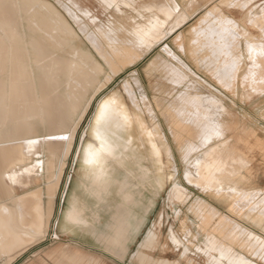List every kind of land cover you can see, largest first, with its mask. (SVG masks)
<instances>
[{
	"label": "bare ground",
	"instance_id": "6f19581e",
	"mask_svg": "<svg viewBox=\"0 0 264 264\" xmlns=\"http://www.w3.org/2000/svg\"><path fill=\"white\" fill-rule=\"evenodd\" d=\"M56 1L76 23L77 31L82 37L84 35V39V33L92 31L95 34L97 37L95 45L89 44L99 59H94L93 54L87 52L90 50L84 45L85 41L80 40L79 47L81 53L86 54L84 60L89 63V69L79 75L77 67H68L66 63L60 72L58 88L55 78L54 84L49 85V91L44 93L37 86V91H27L17 97L26 105L42 103L44 105L42 108L37 109L33 106L18 108L14 113L16 116L12 118L18 120L16 123H6L4 117L2 118L0 135V148L3 151L0 156V253L4 256L7 252L8 256L9 251L13 252H10L8 259H4L7 260L5 261L7 264H11L18 255L25 252L35 241L37 242L38 238L46 235L47 231L40 229L43 228V219L46 216L50 217L47 213L44 216V208L49 213L53 207H51V202L59 185L64 161L70 151L75 131L95 96L107 86L114 76L136 63L154 45L171 34L174 31L173 26L170 25L172 22L180 23L189 19L195 13L194 6L197 3V0H148L140 4L141 10L144 9L142 11L152 13L147 16L136 8L137 0H95L104 9L112 10L111 14L103 21L91 8L83 4V0ZM225 1H220L218 5L225 4ZM53 2L52 0H0V9H3L0 12V27L5 30L7 36L12 34V28L16 29L14 35L20 36L22 27L28 28V24L37 25L43 19L47 23L52 21L59 23L70 35L69 39L73 38L75 33L72 26L74 24L69 23L67 20L69 17L66 18L67 16L65 17ZM31 5H33V10H30L29 18H27L26 12ZM123 7H130L140 18L136 19V16L125 14ZM187 9L191 11L188 12ZM176 13H179L177 14L179 18H176L175 21ZM215 15L217 12L207 10L200 15L195 23L186 30H181L175 38H172V44L186 57L190 66L184 62L183 64L192 70L195 76L200 77L196 74L199 72L211 77L214 82L219 70L216 61L217 51L211 52V49L206 47L203 49L201 45L205 39L208 43L218 45L214 39L217 37L214 32L219 28ZM167 26L169 28H166ZM220 27L225 26L220 24ZM232 44L233 42H231ZM231 45L230 50H232ZM161 50L168 54L167 58L156 56L148 64V72H162L165 80L169 83L170 90H174L173 85H178L179 89L175 91V94L167 91V95L170 94V97L163 98L154 95L152 100L166 119L173 141L181 149L180 160L184 162L183 178L187 184H190L191 175L185 165L189 154L199 147L193 123H196V119L200 118L201 111L194 109L197 106L192 105L193 101L188 99L194 95L187 92L185 88L183 89V82L190 74L188 72L190 70L187 71L177 60L169 45L163 46ZM262 51L264 50H257L259 53ZM256 59L258 57L253 55L252 63L254 65L251 64V67L257 66L253 71V89L251 92L244 93L243 97L249 98L253 94L260 93L258 95H262L264 103V79L262 71L258 70L262 62L258 60L260 62L258 63ZM56 74L57 72H55V76ZM70 76L73 79L67 87L70 90L68 93L64 92L62 88ZM193 79L197 78L193 77ZM226 83L228 84V82ZM122 87L123 94L119 91H111L100 98L88 123L86 122L85 129L87 130L83 131L80 142L74 150L73 164L65 183L71 180L77 161L80 163L78 178L67 199L65 208H60L55 222L53 220L54 226L59 228L62 234L75 233L82 236H93L96 242L102 244L105 250L118 259H122L128 253L130 243L144 223L143 214H146L149 206L139 199L143 190L149 192L152 203L163 186L169 182L168 199L184 204L189 198L187 189L175 180L177 168L174 164L171 147L161 131L159 123L153 121L156 112L135 71L130 80H125ZM231 92L233 93V91ZM124 97L129 99L133 108L129 109L125 105ZM219 103L223 104L220 100ZM145 116H148L152 121L148 123ZM202 119L206 120L207 118L204 116ZM185 131H190L191 138L187 133H184ZM86 132L89 137L84 141ZM196 132L202 134L203 129L198 128ZM146 142L150 145V149H145ZM8 148L18 149L19 153H21V149L27 148L28 154L5 155ZM162 155H165L168 163L166 170L162 166ZM202 158L203 155L199 153V157L195 158L194 162ZM16 166L21 170L11 174V169ZM39 172L42 173L41 178H43L41 184H38L39 176L36 177ZM120 173L122 177L119 179L116 176L117 174L121 175ZM243 173L241 174L243 175L242 180L244 179ZM19 182H21V186H19ZM197 184L202 190V183L197 181ZM17 187H23L25 190L21 194H17ZM44 187L47 194L46 201L42 192ZM238 189L232 186L220 189L203 186V190H207L206 193L209 196L227 204L231 213L238 217L242 215L241 217L246 221L261 225L264 229V211H259L262 205L261 199L252 198L255 193L252 189ZM64 195L65 190L62 192V198ZM111 195L118 203L114 207L109 203L108 206L106 205L105 228L96 233L93 222L101 219L99 205L108 202ZM259 195L264 196V193ZM5 201L15 203L16 210H14L13 218ZM139 206L143 210L141 215L137 213ZM187 211L192 214L194 221L196 220L195 223L201 221L204 222V227L212 226L214 230H217V232L204 237V243L207 244L208 250L204 251L202 255L207 264H259L253 260L256 257H259V260L264 263V237L255 234L236 218L222 213L202 197H196L187 206ZM179 212L180 209L176 212V217ZM189 224L187 217L182 216L177 229H174L172 225L169 227L167 238L182 250L176 259L168 260L150 253L157 247L159 239L156 223L143 235L133 258L140 264H180L181 260H184L186 264L192 263L194 259L188 253L191 251L190 247L195 244L188 243L184 237ZM39 229L40 231L36 232ZM219 229L224 231L227 237L223 238ZM36 235L37 237H35ZM51 237L58 239V232L54 231ZM70 242H73L75 246L66 243L63 248L54 249L48 254L50 259L55 260L54 264L101 263L100 257L79 248L78 245H81L79 240ZM242 243L246 246L243 247L241 253H236V251L230 250L229 245H224ZM246 243L254 245L253 247L257 248L254 249L255 252H252ZM146 249L151 251L145 252Z\"/></svg>",
	"mask_w": 264,
	"mask_h": 264
},
{
	"label": "rangeland",
	"instance_id": "374dc122",
	"mask_svg": "<svg viewBox=\"0 0 264 264\" xmlns=\"http://www.w3.org/2000/svg\"><path fill=\"white\" fill-rule=\"evenodd\" d=\"M52 1H54V5H56L60 12L63 13L65 17L67 16L66 18H68L69 16L64 12L62 6L58 4L56 0ZM147 1L148 0H137L136 8H138L140 11V4ZM220 1L222 0H216L215 3H217L214 6H217ZM204 2V0H197V3L195 4L194 8L200 6ZM263 2L264 0L254 1L257 6H259ZM248 3H250V0H226L225 4L227 6V9L229 10L224 11L226 12V17L227 15L238 17L240 13L235 10H232L233 7H235L236 9L238 8L239 11V9L241 8L238 5ZM83 4L91 8V10L98 16V18L103 21L106 20L107 16L111 14L112 11L110 9H104L95 0H83ZM123 8L125 9V14L136 16V19L140 18L139 16H137V13L132 11L130 7ZM259 8L260 7H257L255 10L250 11L249 15L259 12ZM142 10L140 12L145 13L147 16L148 14H152L150 11ZM245 10L247 9L245 8ZM2 11L3 9L1 8L0 12ZM186 11L189 12L191 10L187 9ZM202 13L203 12L201 11H195V13L186 21H181L180 23L172 22L170 25L171 27L173 26L174 31L171 34H169L158 44L154 45L155 47L153 46L154 48L152 47L136 63L126 67L122 72L114 76V78L107 84V86L98 95H96L97 97L95 96V98L91 102L90 107L82 117L75 131V136L73 141L71 142L70 151L67 155L66 160L64 161L59 185L51 202V207H53L51 208V211L49 213L46 212V209L44 208V216L47 213L50 217L48 218L46 216L47 219L44 217L45 219H43L42 221L43 228L40 229H42L43 231L46 230V235L44 234L42 238H38L41 240L37 239V242L35 241L31 246H29V248L25 252L18 255L19 257L17 256L11 264H54L55 260L52 258L50 259V257H48V254L54 249L63 248L64 246H66V243H69L70 246L74 245L73 242H70L71 240H79L81 242V245H78L79 248L90 252L91 254H94V256L96 257H100V264H109L110 262V264H140L139 262L135 261V259L133 258V254L139 248V244L142 240L143 235L148 229L153 227L154 223H156L157 231L159 233L157 247L153 249L152 252H150V249H146L145 252H150L157 257H163L167 258L168 260H174L177 258L179 252L182 250L181 247H176L172 243V241L167 238V233L171 225L174 229H177L179 225V220L182 216L187 217V220L190 223L188 225V229L186 230L184 237L186 238L188 243L193 242L195 244L190 247L191 251L188 253V255L191 256L192 259H194V261L190 264H207L206 259L202 255L204 251L208 250L206 248L207 244L205 245L204 243V237L206 235H211V233L213 232H217V230H214L212 226H208V228L204 227V222L201 221L195 223L196 220L194 221V217L192 216V214L187 211V206L196 197L204 198L212 205L217 207L222 213L227 214L229 216H233L240 223H243L245 226L250 228L255 234L264 237V229L261 225H256L254 223L246 221L243 217H241L242 215L240 217H238V215H234L228 210L227 204H224L222 201H218L215 198L209 196L206 193L208 191L203 190V186H207L208 188L212 187L215 189H220L223 187L225 188V186H232L234 188L236 187L237 189L238 187H240L238 190L252 189L255 191L252 198L255 199L258 197L259 199H261L262 202L259 211H264V196L259 195L261 193H264V111H262L264 108V103L262 102V95H258L260 94L258 93L251 95L249 98H244L243 95H241V97H238L235 92H226L216 83L211 80H208V78L202 73L196 72V74L201 78L195 76L192 70H190L183 64L184 62L186 65L190 66V63L188 62L186 57L182 55L180 50L178 48L176 49V47L172 44V38H175L181 30H186L191 24L195 23ZM177 14L179 13H176L174 17L175 21L179 18ZM67 20L70 24H74L73 26L75 28L77 27L76 23H74L70 17ZM229 24V27L234 26L232 21H230ZM166 28L169 27L167 26ZM238 31L240 32V34L237 38L233 40V44L231 45V52H234V54L243 57L256 55L258 57L256 61L258 62L259 60L262 62L261 64H264V51L260 53L247 51L244 49V46L246 44L244 45L243 43V40L245 39L251 42L264 41V26H256L254 22H248V25L246 22H240ZM84 34L85 41H87V43H92L95 45L97 39V37H95V34L92 31ZM165 45H169L171 51L176 55L177 60L183 65V67L187 71L188 69L190 70L188 71L190 72V74H193L192 76L190 74L188 75V77L186 76L183 82V89L185 88L187 92L194 95L188 97V99L190 101H193L192 105L197 106H193L194 109H199L201 111L200 118L196 119V123H193L194 133L198 136L196 141L199 142V147L197 148V150H193L194 152L191 150L192 153L189 154L187 164L185 165L191 175L190 184L188 183L189 185L183 178L184 162L183 160H180L181 149L176 144V142L173 141L174 139L170 134L166 119L163 115H161L157 107H155L156 105L152 100L154 95H156L157 97L161 96L163 98L170 97V94L167 95V91H170L171 94H175V91L179 89L178 85H173L174 90H170L169 83L165 80L162 72H148L149 70L147 69L148 64L153 59H155L156 56H162L163 58H167L168 54L161 50ZM249 62H251V60H249L248 63ZM192 69L194 70V68ZM133 70L136 72L138 78L142 82L143 87L147 92V96L151 101V106L156 112L155 119L153 121L157 124L159 123L158 125L160 129L165 135L169 146L171 147L174 164L177 168L175 180L187 189L189 198L184 204L179 203L175 200L171 201L170 199H168V182L163 186L162 190H160V192L156 195L155 200H153V202L151 203V195L148 191H144L142 189V196L139 197V199H142L143 203H146V205L149 206V209L144 215L145 219L144 223L142 224L143 227L141 226L140 230L136 232L134 238L135 240L133 239V241L131 242L127 251L128 253H126V255L122 259H118L114 255L110 254L107 250H105L102 244L96 242L93 239V236H82L75 233L62 234L59 228L54 226L53 220L55 222V218L59 215L60 208H65L67 199L70 197V194L75 186V181L78 178L77 173L80 170L79 161H77L74 165L75 168L72 172L71 180L68 183H65L67 181V176L70 172V168L73 164L74 150L80 142L83 131L87 130L85 128L97 101L105 95L109 94L111 91H119L123 94V83L125 82V80H130L131 75L134 73ZM258 70L262 71V76L264 79V66H260ZM193 77H196L197 79H193ZM155 88H158V90H156ZM123 100L125 102V105L129 109L133 108L127 97H124ZM219 100L222 101L223 104H220ZM204 116H206V120L202 119V117ZM145 119L148 121V123L152 121L148 118V116H145ZM186 125L188 126V124ZM198 128L203 129L202 134H197L196 131ZM184 133H187L189 135V138H191L190 131H185ZM88 137V133L86 132V134L84 135V141L87 140ZM145 149H150V145L148 144V142L145 143ZM199 153L203 155V158L198 159L196 162H194V159L199 157ZM164 157L165 155L161 156V162L162 166L164 167L163 169L166 170L168 168V163L166 162V157ZM245 158H247L248 160ZM60 165L58 167V170L60 168ZM242 173L244 174L243 180V175H241ZM38 176V184H41L43 182V178H41L42 173L39 172L36 177ZM121 176L122 174H117L116 177L120 179ZM197 181L199 183H202L203 191L201 190V187L198 186ZM19 186H21V182H19ZM24 190L25 188L23 187H17V194H21ZM62 190H65L64 198H62ZM42 192L44 200L46 201L47 194L45 187L42 189ZM8 203L9 202L5 201L6 206L9 208V213H11V217L13 218L15 216L14 210H16V207L14 206L15 203L11 201L9 204ZM108 203L110 206H116L115 204L117 202L116 199L113 198V195H111V198L108 202L101 203L99 205L101 219L93 222L94 230L96 233L101 232L105 228V218L107 216L106 205L108 206ZM179 209V215L178 217H176V212ZM138 211V215H141L143 213V210L140 208V206L138 208ZM135 219L137 218L135 217ZM45 222L47 223L46 225ZM40 229L36 232L40 231ZM54 231L58 232V239H53L51 237ZM218 231L222 233L221 236L223 238L227 237L225 236L224 231H221V229H219ZM35 237H37V235ZM224 245H229L230 250H234L236 251V253H241V251H243V247L246 246L244 243L236 245ZM247 246H249V249L252 252H255L254 249H257L253 247L254 245L252 246L250 244H247ZM197 251L201 254H199ZM10 252L13 253L12 251H9L8 256L6 254L7 252H4L5 254L3 253L4 256L2 255V253H0V264H3V262L4 264H7V262H5L7 260L4 259H8ZM253 260L256 263L264 264L262 260H259V257H256ZM180 264H186V262L184 260H181Z\"/></svg>",
	"mask_w": 264,
	"mask_h": 264
},
{
	"label": "crops",
	"instance_id": "0c3cea01",
	"mask_svg": "<svg viewBox=\"0 0 264 264\" xmlns=\"http://www.w3.org/2000/svg\"><path fill=\"white\" fill-rule=\"evenodd\" d=\"M204 1L207 3H202L201 7L195 8V11L198 10L204 13L209 10L219 13L215 15L219 28L214 32V34H217L214 39L218 45L215 46L212 43H208L206 39L202 41L201 45L203 49L206 47L211 49V52L217 51L216 61L219 70L216 73L215 82L211 77H206L226 92L230 93L233 91L238 97H241L244 93L252 91L254 86L252 85L253 71L257 66L251 67V64L254 65L252 63L253 55L243 57L234 54V52L231 53L230 45L240 34L238 31L240 22H246L247 25L248 22H254L256 26H264V4L261 3L257 6L254 3L255 0H250L248 4L238 5L241 8L239 11L238 8L233 7L232 10L240 13L238 17L232 15H227L226 17V12L224 11H229L226 4L214 6L217 3H215L216 0ZM257 7H260L259 12L249 15V12ZM30 10H33V5L26 12L27 18H29ZM230 21H232L233 27L228 26ZM220 24L225 27L221 28ZM28 25V28H21L20 36L14 35L16 32L15 28H12V34L7 36L5 30L0 27V135L3 117L6 123H16L18 120L12 118L16 116L14 113L17 112L18 108L33 106L38 109L44 106L39 102L33 105H26L22 103V100L17 99L18 95L22 96L27 91H37V86L45 93L50 90L49 85L51 83L54 84L55 78L57 79L58 88L60 72L66 63L68 67H77L79 75H82L84 70L89 69V63L84 60V55L86 54L81 53L79 47L80 40L85 41V39L77 31V28L72 26L75 35L69 39L70 35L66 33L59 23H54L53 21L47 23L41 19V23H37V25ZM84 43L90 50L87 52L89 54L92 53L94 59L98 60L99 58L90 44L87 41ZM243 43L244 45L246 44L244 49L247 51L257 52L258 49L264 50V41L251 42L245 39ZM249 60L251 62L248 63ZM261 66H264V64H261ZM55 72H57L56 76ZM71 79H73L72 76L64 82L65 86L62 88L64 92H70L67 87ZM74 91L76 92V89ZM6 150L5 155L28 154L27 148L21 149V153L18 152V149L8 148ZM2 154L3 151L0 148V156ZM18 170L21 169L16 166L11 169V174Z\"/></svg>",
	"mask_w": 264,
	"mask_h": 264
},
{
	"label": "water",
	"instance_id": "95a60500",
	"mask_svg": "<svg viewBox=\"0 0 264 264\" xmlns=\"http://www.w3.org/2000/svg\"><path fill=\"white\" fill-rule=\"evenodd\" d=\"M122 177V176H121ZM69 187V186H68ZM67 194V193H66ZM118 203V202H117ZM117 203H116V205H117ZM66 205V204H65ZM143 215H145V213L143 214ZM145 219V218H144ZM131 244V243H130Z\"/></svg>",
	"mask_w": 264,
	"mask_h": 264
}]
</instances>
